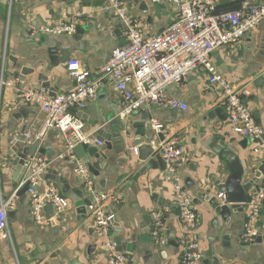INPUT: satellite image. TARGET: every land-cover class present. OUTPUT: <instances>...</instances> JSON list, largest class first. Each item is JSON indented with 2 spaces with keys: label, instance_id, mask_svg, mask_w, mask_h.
I'll use <instances>...</instances> for the list:
<instances>
[{
  "label": "crops",
  "instance_id": "1",
  "mask_svg": "<svg viewBox=\"0 0 264 264\" xmlns=\"http://www.w3.org/2000/svg\"><path fill=\"white\" fill-rule=\"evenodd\" d=\"M123 1L127 13L141 21L146 35L164 30L176 18L172 0L168 8L150 0H140L136 4ZM245 1L217 0V3L222 10ZM141 2H145L146 11L140 8ZM104 7L105 0H28L24 3L0 0V73L3 72L5 80L13 82L12 87L4 86L0 90V201L14 202L12 210L15 212L12 219L7 218L10 239L0 240V264H86L84 255L91 246L95 247L91 258L96 259V264H106V256L93 235L89 215L86 213L82 219L74 206L83 198H91L83 180L73 172L79 163L89 170L93 160L86 152L79 151L81 156L85 155L81 160H75V155L73 158H60L64 150L63 134L51 131L39 144L51 154L50 158L46 154L34 155L49 160L43 183L37 187L38 192L52 188L68 201V207L55 219L58 225H52L50 221L37 226L33 222L29 197L19 203L14 196L24 178L13 189V167L10 164L28 147L22 142L21 134L28 131L36 133L44 117L37 106L24 103L21 92L41 90L39 76L49 81L57 95H67L75 87L66 66L51 67L49 50L56 48L55 57L62 50L68 51L70 59L79 61L93 79H98L102 77V69L111 50L124 45L122 39L115 36L118 20ZM72 17L78 18V27L82 29L80 34L56 37L41 32L43 27L54 26ZM212 59L217 72L231 86L245 88L246 98L252 97L246 109L264 136V21L255 33L246 34L239 45L217 49ZM167 95L180 100L188 109L174 111L166 106H150L121 118L120 99L112 79L107 78L95 100L89 102L85 110L78 111L81 113L82 134L105 142L110 136L107 133L113 135L120 128L123 138L133 139L134 125L143 122L142 117L147 114L150 120L163 124L168 137L177 140L184 148L187 164L180 169L179 177L183 187L187 179L195 183V187L186 192L192 200L195 191L208 189L216 196L219 193L211 187L206 178L208 174H217L219 169L222 171L221 182L229 177L226 163L220 162L210 148L214 139L231 147L243 164L247 159L254 163L264 160L262 154H253L254 147L259 145L256 140L233 133L223 105V94L217 86L208 84L204 73H191L179 86H170ZM216 109L221 110V119L215 115L213 119L207 118ZM113 142L118 143V140ZM261 142L264 144L263 140ZM242 143L245 148L240 147ZM116 145L112 146V151H107L104 145L95 147L108 157V167L100 170L97 178L89 170L95 191L106 197L103 203L105 215L112 216V221L118 225L110 232H118L120 237L136 246L137 251L131 261L127 260L129 264H180L182 241L186 235L179 214L172 207V177L166 169L149 168L134 182V176L143 166L131 152L134 145L127 142L125 153L115 155ZM262 180L264 176L259 178V182ZM246 181L247 178L243 183ZM75 191L82 192L83 197L79 198ZM196 207L201 213V222L189 238L201 245L203 260L211 247L215 264H264V241H242L246 208L233 213L232 206L228 204L230 216L223 221L206 202ZM165 208H170L165 214L169 242L160 248L154 244L152 231ZM263 214L264 204L257 222L261 227L256 226L262 235Z\"/></svg>",
  "mask_w": 264,
  "mask_h": 264
},
{
  "label": "built area",
  "instance_id": "2",
  "mask_svg": "<svg viewBox=\"0 0 264 264\" xmlns=\"http://www.w3.org/2000/svg\"><path fill=\"white\" fill-rule=\"evenodd\" d=\"M24 3L28 0H10ZM176 9L175 20L161 32L146 35L141 21L131 17L123 0H105V11L111 13L122 28L126 44L111 50L107 63L102 69V77L93 79L91 74L82 68L79 61L70 59L66 65L68 76L75 82L72 92L67 95L50 96L46 90H25L21 92L22 100L27 105H35L43 114V121L36 133L24 132L22 142L29 146L40 141L51 131L63 134L64 150L60 158L74 157V150L79 145L103 147L104 142L89 135L82 134L83 125L79 118L70 115L69 108L85 110L89 102L95 100L98 92L111 78L114 90L120 99V117L124 118L150 106H166L174 111H186L187 105L167 95L170 86H179L193 72H202L207 76L211 86H217L223 94V105L229 125L234 134L251 140H259L253 154H262L264 144L261 142L263 130L255 124L251 113L242 105L240 96L247 95L245 88H235L221 76L213 63L212 54L219 48H233L239 45L246 34L255 33L259 24L264 21V2L247 0L234 12L221 13L217 0H172ZM78 18L72 17L54 26L41 28L49 36L73 37L77 33ZM12 87L13 82L5 80L0 73V90ZM156 146L162 159L168 166L173 181V201L179 209V220L186 235L182 241L180 264H202L203 251L198 241L189 238V234L199 227L201 213L192 203L191 197L183 192L179 177L180 169L187 164L184 148L177 140L168 137L163 124L150 120ZM163 137L159 141L157 136ZM131 152L137 155V148ZM48 161L38 157L28 158L24 167L29 173L27 178L15 190L28 184L26 196L30 200V215L37 226L50 222L45 217L43 208L51 204L54 218H58L68 207V201L54 189L48 188L38 192L37 187L43 183ZM75 176L84 182L90 195V204L86 212L92 221L93 235L106 256V264H129L123 254L117 252L115 244L109 239L110 223L113 217L105 215L104 195L98 194L90 178L88 168L79 163L73 170ZM221 206H228L224 193L216 196ZM250 202L245 205L246 219L243 225L242 241L253 243L264 235L257 230L264 201V185L250 195ZM14 202L0 201V240L10 239L7 221V210L12 209ZM165 208L159 214L152 239L155 246L164 248L168 242Z\"/></svg>",
  "mask_w": 264,
  "mask_h": 264
},
{
  "label": "water",
  "instance_id": "3",
  "mask_svg": "<svg viewBox=\"0 0 264 264\" xmlns=\"http://www.w3.org/2000/svg\"><path fill=\"white\" fill-rule=\"evenodd\" d=\"M140 0H126L128 3H138ZM153 3L157 4H164L167 8L169 7L171 0H150ZM140 8L142 11L145 10V2H141ZM240 9V4L231 6L229 8L222 9L218 12L221 13H229L234 12ZM82 29L77 27V34H80ZM161 32V31H160ZM115 36L122 39L124 45L126 44L125 39L122 37V28L121 25L118 23L116 27ZM123 45V46H124ZM55 49L49 50L50 57V65L51 67L66 66L69 62V52L62 50L59 53L58 57H55ZM38 80L41 82V89L46 90L49 92L50 96H56V92L53 88L50 87L49 81L46 80L45 77L39 76ZM252 97L246 98L245 96H240V100L243 106L247 107V102L251 100ZM68 112L75 114L77 118L81 117V113L78 112L76 108H69ZM139 112V111H138ZM214 115L221 119V110L216 109L214 112L210 113L207 118L213 119ZM143 122H139L134 125L136 132L134 133L133 139L126 140L121 136V129L118 128L117 132L114 131V134L111 135L107 133L108 138L104 142V146L106 147L107 151H112V146H118L117 149L114 151L115 155H119L125 153L126 150V143L129 142L130 144L134 145L133 147L137 148V160L142 163V167L139 169L138 173L134 176L133 181L136 182L137 178L140 175H143L145 171L149 168L152 170L160 169H168L167 164L161 157L156 146L152 145L151 142L154 139V134L152 132V127L150 124V118L146 114L142 117ZM130 134L128 133L127 136ZM135 138V139H134ZM159 141L163 140L161 135L157 136ZM118 140V143L113 141ZM251 140V139H249ZM261 140L264 141V136H261ZM255 141V140H254ZM259 140H256L255 143H259ZM232 142H229V144ZM40 141H35L33 144L29 145L28 147L24 148L23 151L16 156L14 160L10 162L11 166L13 167V189L20 183L22 178H27L29 173L26 171L24 164L28 160V158L34 157L36 153L39 155H48L50 158L49 153L44 150L43 148L39 147ZM241 148H245V144H240ZM212 152L217 155L220 162H225L227 168L229 170V177L225 182H221L219 178L222 174V171L218 169L217 174H208L206 178L209 180L211 187L214 188L215 191L219 193H224L227 197V202L232 206L233 213L242 212L245 209V205H247L251 198L250 193L252 191L257 192L260 186L264 185V180L259 182V178L264 176V160L259 163H254L252 159H247L245 164H243L238 157L235 151H232V148L222 143L217 138L214 139L213 143L210 146ZM79 151H85L87 156L93 160L91 165H89V170L93 174V177L97 178L100 175V170H107V159L108 157L105 156L102 152H100L97 148L85 145H79L74 150L75 160H81L85 158L79 154ZM49 163V160H48ZM44 178V177H43ZM247 178V181L243 183L244 179ZM195 187V183L192 182L190 179H187L184 183L183 192H187ZM28 189V184H25L22 188H20L16 192V198L19 200V203H22L23 200L26 198V191ZM79 198L83 197L82 192H74ZM62 196V194H60ZM202 202H206L211 209L216 212L219 217L223 221H227L230 216V209L227 206H221L216 198V194L213 195L210 190L203 189L202 191H195L194 192V199L192 203L196 206L202 204ZM90 204L89 198H83L75 202V207L77 209V214L81 216V218H85L86 216V207ZM264 204V201H263ZM172 207L176 208L177 213H179V209L176 207V204L173 203ZM43 211L45 213V217L47 220L51 221L52 225H58V222L54 218V210L51 204H47L44 206ZM15 212L12 209L7 210L6 217L8 219H12ZM264 216V214H263ZM88 225V224H87ZM261 227L259 223L257 225ZM110 228H118V225L115 224L114 221L110 223ZM264 234V232H263ZM109 239L115 244L117 252L123 254L126 260L131 261L134 253L137 251L136 246L131 244L128 240L119 236L118 232H110ZM223 239H227L224 237ZM133 240V238L131 239ZM262 237L259 236L255 243H261ZM138 250H141L138 248ZM95 252V247L91 246L87 253L84 255V260L86 264H96V259L93 260L91 257ZM104 255V253L102 252ZM212 248L210 247L206 252V258L202 260V264H215V261L212 259ZM72 264H78L77 262H72Z\"/></svg>",
  "mask_w": 264,
  "mask_h": 264
}]
</instances>
